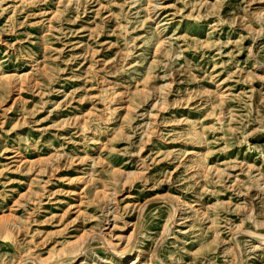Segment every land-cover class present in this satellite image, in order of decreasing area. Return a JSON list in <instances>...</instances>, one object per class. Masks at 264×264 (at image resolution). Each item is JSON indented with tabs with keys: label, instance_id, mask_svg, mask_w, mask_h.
Wrapping results in <instances>:
<instances>
[{
	"label": "rangeland",
	"instance_id": "1",
	"mask_svg": "<svg viewBox=\"0 0 264 264\" xmlns=\"http://www.w3.org/2000/svg\"><path fill=\"white\" fill-rule=\"evenodd\" d=\"M150 263L264 264V0H0V264Z\"/></svg>",
	"mask_w": 264,
	"mask_h": 264
},
{
	"label": "bare ground",
	"instance_id": "2",
	"mask_svg": "<svg viewBox=\"0 0 264 264\" xmlns=\"http://www.w3.org/2000/svg\"><path fill=\"white\" fill-rule=\"evenodd\" d=\"M108 222V221H107ZM251 236V235H250ZM256 237V236H255ZM154 254V253H153ZM122 258H124V256L122 257ZM150 260V262H151V258L149 259ZM153 260V259H152ZM151 264V263H150Z\"/></svg>",
	"mask_w": 264,
	"mask_h": 264
}]
</instances>
